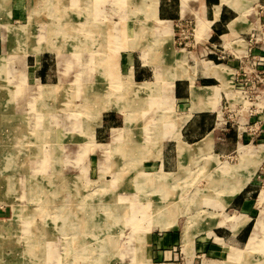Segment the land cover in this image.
Listing matches in <instances>:
<instances>
[{
  "label": "rangeland",
  "instance_id": "rangeland-1",
  "mask_svg": "<svg viewBox=\"0 0 264 264\" xmlns=\"http://www.w3.org/2000/svg\"><path fill=\"white\" fill-rule=\"evenodd\" d=\"M163 1L22 0L34 7L30 19L26 8L15 16L10 2V22L0 23V264L155 263L154 257L147 259L149 233L172 228L179 234L175 264H264L263 181L251 179L262 148L239 144V157L218 159L209 136L193 144L180 138L186 118L209 108L217 89L230 100L245 95H236L234 82L241 78L240 66L250 68L240 58L246 49L248 61L264 56V0H220L236 15L229 33L211 46L192 41L191 20L173 34L170 22L157 16ZM171 1L186 9L193 0ZM8 3L0 0V10ZM196 19L198 41L210 22ZM139 26L145 33L131 31ZM161 28L163 41L157 37ZM89 38L84 50L80 43ZM175 53H186V63L177 62ZM39 55L50 73L37 80L32 64ZM199 61L219 81H213L216 86L193 83ZM139 63L146 66L143 81L132 78L131 65ZM179 79L190 80L185 114L174 110L173 87ZM145 82L147 88L140 85ZM220 100L224 106L222 93ZM105 115L107 123L101 122ZM235 121H230L233 130ZM161 150L170 157L165 171L157 167ZM245 185L254 194L246 245H226L224 254L196 249L189 260L183 242L189 246L200 224H215L214 208L228 214L224 206ZM222 218L221 224L236 230L249 217Z\"/></svg>",
  "mask_w": 264,
  "mask_h": 264
},
{
  "label": "crops",
  "instance_id": "crops-1",
  "mask_svg": "<svg viewBox=\"0 0 264 264\" xmlns=\"http://www.w3.org/2000/svg\"><path fill=\"white\" fill-rule=\"evenodd\" d=\"M10 2L11 4L15 3V6L13 5L14 6L13 14L15 16L18 17L19 15L18 12L20 13L26 12L25 11L26 9L28 11L29 19L34 14L33 6L27 8L25 7V5H22V0H9L6 9L0 10V23L3 20L9 21L6 18H10L12 16V9H10L9 6ZM219 4H220V0H193L192 2H190L189 7L187 6L186 9H183L180 1L176 5H174L171 0H164L162 4L158 3L157 16L161 20L170 22V26L173 34H175L176 27L182 25L183 22H185V19L189 21L191 20L194 25L192 41L194 43H201L202 41L206 43L210 42V46H211L212 43H216L219 42V40H223L222 36L224 34L229 33L228 23L232 19H234L236 15L234 10L231 9L229 6L225 4H220V5ZM218 5H219V9H218L219 11L216 16L215 11ZM62 8L63 6L60 5L59 12L63 15H66V12L64 10L66 7H64L63 9L64 11L60 10ZM74 9L75 10L73 11V13L77 15L78 14L76 13L77 6H75ZM14 11H16V13ZM2 12H4L7 15V17H3ZM196 17L210 22L207 33L205 34V36H202L201 39L198 41L196 40L195 37V28L197 27ZM238 35L239 32L237 33L236 37H238ZM229 38L233 39L234 35L229 36ZM0 51H1V43H0ZM193 53L195 54V51H193ZM199 62L201 69H199L198 66H196V73L193 83L198 86L215 85L213 84L214 83L213 81L214 80L217 81V79L209 75L207 72L203 71L201 61ZM32 65L35 68L33 74L35 73L37 74L38 77L36 78L37 80L40 79L41 77L43 78L47 77L48 72L50 70L48 69V65L46 64L45 56L39 55L37 59H33ZM131 66L133 68L132 69L133 80L143 81L144 78L146 77L145 75L146 73H144L145 72L144 67L146 66H142L140 63L139 65H135V66L131 65ZM232 71L234 74V69H232ZM174 83H175L173 87V97L175 99L174 110L176 111L177 114L188 113L189 112L188 108L190 104L189 101L190 80L179 79V80H175ZM219 91L220 90L217 89L216 92L212 94L211 96L212 104L209 108L192 111L190 113V115L186 118L185 123L181 127L180 138L186 144H193L209 136L212 145L211 148L214 152L212 150L211 151L212 153L217 155L218 159L222 157L228 158L231 156V154L234 153L238 154L239 157V151H238L239 144L250 147L249 144H244L243 142V139L249 141L250 140L249 137L241 132L239 133L236 130V128L235 130H233L234 124L230 122L235 119V116L231 117L233 112L232 110H234L232 106H235V102L239 103V101L230 100L227 98L223 90H222L223 92H219ZM221 93L222 95H224V100H225L223 102L224 106H222L223 104H221V100H220ZM237 93L238 92L236 91V95ZM237 96L240 97L239 94ZM241 103L244 108L243 111L240 112L239 117L244 116L245 110H247L248 106L250 105V102L247 100L246 101L242 100ZM256 104L258 105L260 104V102H257ZM108 118L109 115H105L101 120V122L103 123L109 122ZM226 123H228V125L231 128L225 127L224 124ZM234 123L236 125V122ZM97 133L101 135L103 134V130L98 129ZM175 143H174V149L176 146ZM162 150H161L162 158L158 159L159 164L157 163V167L159 165V169L164 170V166L170 164V161L168 160L170 159V157L168 156L169 157L168 158L167 156H164ZM175 162L178 163L177 160ZM253 175L251 179L253 178ZM253 195H254L253 192L249 190L245 185V187H243L239 193L233 196L224 206V210L228 214L231 215L236 214V215H243L249 217L248 220L242 223V225H240L238 229L234 230L232 228V225L230 224H221L220 222L221 220H223L222 215H228V214L224 213L222 209L219 211V209L214 208L213 212L217 213L215 224L213 223L209 224L208 222L200 224L197 232H194L192 234V239L189 246H187V244L183 242V237L181 236L180 239L183 242V247L181 248V250L184 251L187 258L190 260L193 257V254L196 249H201L202 251H207V252L213 251V252H217V254L220 253L224 254L223 248L226 245H232L235 247L242 246L244 243L246 245V242L250 237L249 234L253 227L251 224L254 215V208H252ZM12 213L13 210L11 211L10 214L11 216H13ZM172 230L174 231H170L169 233H163V234H158V233L153 234L150 231L148 242H146L147 254H148L147 259L149 262L151 261L152 257H154L155 258L154 260H156L155 263L150 262V264H175L173 261L176 259L177 252L175 251L176 247L174 246L179 240V234L176 232L177 230L176 228H172ZM197 235L199 236V238L196 239L197 242H195L196 241L195 236ZM214 235L220 237L224 244L217 242ZM210 236L212 237V239L210 240L212 244L207 243Z\"/></svg>",
  "mask_w": 264,
  "mask_h": 264
},
{
  "label": "built area",
  "instance_id": "built-area-1",
  "mask_svg": "<svg viewBox=\"0 0 264 264\" xmlns=\"http://www.w3.org/2000/svg\"><path fill=\"white\" fill-rule=\"evenodd\" d=\"M248 51L249 50L246 49V52L240 58H244L246 60L245 63H249L250 68L246 65L244 67L240 66L242 69L241 72H237V76L240 75L241 78L238 79V83L234 82V87L235 90L237 89V92H244L245 95H243V98L249 101L250 105L248 106V109L245 110L244 116L237 117L240 112L243 111L244 107L241 102H235L237 108L239 106L241 107L239 110L236 108L234 110V116L236 118L235 122L237 125L235 127L239 133L241 132L249 137L250 140L247 144L251 147H262V158L254 171L253 178L255 180L263 181L261 186H264V98L260 96V88L264 89V56L260 55L256 58L251 56L250 61H248ZM247 92L249 93L247 94ZM250 100H258L261 105H257ZM251 107L254 108L251 109Z\"/></svg>",
  "mask_w": 264,
  "mask_h": 264
},
{
  "label": "bare ground",
  "instance_id": "bare-ground-1",
  "mask_svg": "<svg viewBox=\"0 0 264 264\" xmlns=\"http://www.w3.org/2000/svg\"><path fill=\"white\" fill-rule=\"evenodd\" d=\"M139 12H140V11H139ZM153 15H154V13L152 14V16H153ZM150 17H151V16H150ZM146 18H147V17H146ZM147 19H148V18H147ZM161 21H162V20H161ZM144 22H145V21H144ZM159 22H160V21H159ZM163 23H164V22H163ZM139 24H140V22H139ZM168 26H169V25H168ZM168 26H167V27H168ZM162 27H163V26H162ZM164 27H165V26H164ZM157 28H158V27H157ZM81 29H82V28H81ZM100 29H101V28H100ZM101 30H102V29H101ZM130 30H131V29H130ZM135 30H136L139 34H140L141 32H142V33H145V27H142V26H139L138 28H136V29H134V30H131V31H135ZM165 30H166V29H165ZM167 30H168V28H167ZM131 31H130L129 33H131ZM155 33H157V31H156ZM167 33H168V31H167ZM92 34H93V33H92ZM156 35H157V34H156ZM103 36H104V35H103ZM110 36H111V35L109 34V38H110ZM165 36H166V33H165L164 30H162V28H161V30H160V32H159V34H158V36H157V37L159 38L158 40H160V41L162 40V41H163V40L165 39V38H164ZM88 37H89V36H88ZM137 38H138V35H137ZM137 38H136L135 40H137ZM90 39H91V38H89V39H85L86 42H85V41H84V42L81 41L80 44H81V46L84 48V50H85V49L88 50V48H89V46H90V44H91ZM130 39H131V38H130ZM87 40H88V41H87ZM139 40H140V39H139ZM158 40H157V41H158ZM92 43H93V42H92ZM128 48H130V46H129ZM103 52H105V50H104ZM245 52H246V51H245ZM159 55H160V54H159ZM169 55H170V54H169ZM187 56H188V55H187ZM187 56H186V53H185V54H183V53H182V54H177V55H176V53H175V54L172 55V57H174V59L177 60V62H179V63H186V57H187ZM152 58H153V57H152ZM96 61H97V60H96ZM106 61H107V58H105V59L103 60L102 63H105ZM112 65H113V64H112ZM104 70H105V69H104ZM130 72H131V69H130L129 72H128L129 76H131V73H130ZM213 72H214V71H213ZM109 73H110V72H107V74H109ZM214 74H215V73H214ZM118 78L121 79V77H118ZM126 78H128V77H126ZM127 80H128V79H127ZM127 80H126V81H127ZM115 82L120 83V80H119V81H115ZM118 83H117V84H118ZM129 83H130V82H129ZM110 84H111V83H110ZM112 84H113V82H112ZM128 85H129V84H128ZM140 85H142L143 88H147L148 82H147V83H146V82H145V83H142V84H140ZM104 90H105V89H104ZM126 90H127V89H126ZM206 90H209V89H207V88H206V89H200V91H206ZM127 91H128V90H127ZM127 91H126V92H127ZM104 92H105V91H104ZM130 92H131V91H130ZM105 93H106V92H105ZM205 93H206V92L201 93V96H206ZM128 94H129V93H128ZM128 94H127V95H128ZM198 94H199V93H198ZM125 95H126V93H125ZM239 95H240V98H239V100H238L239 102H241L242 100H245V99L243 98V94H240V93H239ZM93 97H94V96H93ZM208 97H209V96H208ZM125 98H126V97H125ZM155 100H156V99H155ZM245 101H246V100H245ZM149 103H150V101H149ZM153 105H154V104H153ZM258 105H261V103L258 104ZM142 106H143V105H142ZM139 107H140V106H139ZM84 108H85V107H84ZM143 113H144V111H143ZM147 113H149V112H147ZM166 117H167V116H166ZM261 148H262V147H261ZM131 149H132V148H131ZM132 153H133V152L130 151V154H131V155H132ZM123 154H124V153H123ZM254 156H255V155H254ZM257 158H258V155L255 156V159H257ZM255 159L251 157V160H250V161H251V162H254L253 160H255ZM119 172H120V171H119ZM260 190L263 191V190H264V186H261V189H260ZM100 206L103 207L102 204H100ZM156 208H157V206H156ZM156 210H157V209H156ZM121 218H122V217H121ZM106 244H107V243H105V245H106Z\"/></svg>",
  "mask_w": 264,
  "mask_h": 264
}]
</instances>
